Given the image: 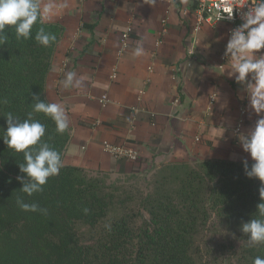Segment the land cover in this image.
<instances>
[{
	"label": "trees",
	"instance_id": "obj_1",
	"mask_svg": "<svg viewBox=\"0 0 264 264\" xmlns=\"http://www.w3.org/2000/svg\"><path fill=\"white\" fill-rule=\"evenodd\" d=\"M40 27L57 37L48 47L35 40ZM6 31L8 41L0 45V264H253L264 257V244L249 246L250 234L242 231L264 202V185L246 175L244 161L170 163L152 178L133 172L114 179L63 163L42 192L23 193L17 177L26 178L19 167L24 156L4 142L6 115L26 119L36 95L49 102L47 79L65 28L37 23L27 40L16 38L14 26ZM33 119L46 126L42 140L63 160L70 127L61 134L45 114ZM247 162L249 168L254 163ZM17 197L46 212L21 210Z\"/></svg>",
	"mask_w": 264,
	"mask_h": 264
},
{
	"label": "crops",
	"instance_id": "obj_2",
	"mask_svg": "<svg viewBox=\"0 0 264 264\" xmlns=\"http://www.w3.org/2000/svg\"><path fill=\"white\" fill-rule=\"evenodd\" d=\"M55 3L46 22L65 31L46 95L68 116L64 164L127 174L152 160L253 161L238 133L253 129L260 116L250 107L246 85L229 75L228 23H199L193 0ZM137 44L145 50L140 57L133 55ZM67 71L82 80L79 88H63ZM106 142L130 144L141 156L116 158L105 150Z\"/></svg>",
	"mask_w": 264,
	"mask_h": 264
},
{
	"label": "clouds",
	"instance_id": "obj_3",
	"mask_svg": "<svg viewBox=\"0 0 264 264\" xmlns=\"http://www.w3.org/2000/svg\"><path fill=\"white\" fill-rule=\"evenodd\" d=\"M149 2L155 3V0ZM56 9L55 0H0V45L8 41L7 26H14L18 40L30 39L33 26L50 20ZM236 13L241 14L243 23L232 30L226 45L225 55L231 61L229 75H235L238 83L246 85L250 107L260 116L253 129L238 133V139L243 150L250 153L254 161L250 168L247 160L244 161L246 175L258 178L264 185V116L261 115L264 113V53L261 52L264 50V0H228L222 9L217 5L216 19H231ZM114 27L120 29L119 25ZM56 39V35L47 32L44 27H40L35 35V40L44 47L50 46ZM144 51L142 44H137L133 55L140 57ZM60 83L65 89L79 88L82 80L77 79L75 71H67ZM211 98L218 100L216 95ZM33 101L32 112L27 114L26 119L21 120L12 112L7 113L8 126L3 134L8 148L23 153L24 163H19V167L26 178L20 176L17 179L23 182L20 190L28 196L42 192L48 179L59 175L64 166L60 152L42 140L46 126L33 119V113L50 117L58 133L63 134L69 128L68 116L62 104L41 100L38 95L34 96ZM260 196L264 201V186L260 188ZM16 203L26 212H46L38 203H26L22 197H17ZM257 213L256 218L242 224V231L250 234L249 246L264 244V202L257 205ZM253 264H264V257H255Z\"/></svg>",
	"mask_w": 264,
	"mask_h": 264
},
{
	"label": "built area",
	"instance_id": "obj_4",
	"mask_svg": "<svg viewBox=\"0 0 264 264\" xmlns=\"http://www.w3.org/2000/svg\"><path fill=\"white\" fill-rule=\"evenodd\" d=\"M196 5L198 21L199 23L207 22V23H218V22H226L229 25V30H232L238 27L243 20L241 18V14L236 13L231 19L224 18L217 21V5L222 9L228 2V0H193ZM247 8H245V11ZM242 114L245 113V109L241 108ZM243 118L240 119V123H242ZM105 150L110 153L112 156L120 159H126L131 161H137L140 158V152L134 146L127 143H116V142H106L104 144Z\"/></svg>",
	"mask_w": 264,
	"mask_h": 264
},
{
	"label": "rangeland",
	"instance_id": "obj_5",
	"mask_svg": "<svg viewBox=\"0 0 264 264\" xmlns=\"http://www.w3.org/2000/svg\"><path fill=\"white\" fill-rule=\"evenodd\" d=\"M199 161H201V160H195L194 159L191 162H189V164L194 167L198 164ZM167 164H170V163L164 162V163L158 164L152 160V161H149L147 165H144V167H142V168L140 167L139 169H136V170H138L137 172H140L144 175H148L150 178H152L157 169H159L162 166L167 165ZM86 170L92 171V170H88V169H86ZM99 171H101V170L93 171V172H99ZM101 172L108 173L111 176V178L114 179V178H118V177H127L135 171H132L131 173L128 172L127 174L126 173L122 174V173H117V172L113 173V172H108V171H101ZM215 227L216 226L211 227V230H215L216 229Z\"/></svg>",
	"mask_w": 264,
	"mask_h": 264
}]
</instances>
